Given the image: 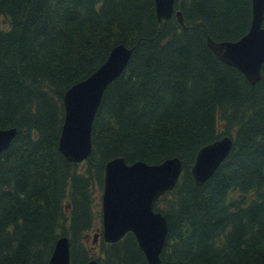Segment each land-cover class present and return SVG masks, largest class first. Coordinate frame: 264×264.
Masks as SVG:
<instances>
[{
  "label": "trees",
  "instance_id": "trees-1",
  "mask_svg": "<svg viewBox=\"0 0 264 264\" xmlns=\"http://www.w3.org/2000/svg\"><path fill=\"white\" fill-rule=\"evenodd\" d=\"M175 9L184 27L158 20L154 0H0V129L16 128L0 152V264H47L64 235L70 264H148L130 232L85 242L119 155L182 162L154 205L168 224L160 264H264V67L252 84L207 44L246 33L251 0ZM119 44L129 62L103 93L89 157L70 162L58 150L63 95ZM226 135L227 157L197 184L198 150Z\"/></svg>",
  "mask_w": 264,
  "mask_h": 264
},
{
  "label": "water",
  "instance_id": "water-1",
  "mask_svg": "<svg viewBox=\"0 0 264 264\" xmlns=\"http://www.w3.org/2000/svg\"><path fill=\"white\" fill-rule=\"evenodd\" d=\"M158 20L173 15L184 27L175 0H154ZM252 14L247 32L235 41H214L207 44L223 62L235 67L254 84L264 67V0H251ZM132 49L123 44L111 49L104 62L89 76L69 87L63 95L64 118L58 138L59 152L71 162H81L91 153L93 121L108 85L115 80L129 62ZM16 134V128L0 129V152L4 151ZM232 138L223 136L202 146L190 173L197 184H203L227 157ZM182 162L171 157L158 164L135 161L128 164L123 156L105 163L101 194L102 239L117 242L130 232L144 253L148 264H160V253L167 235L164 215L154 210L163 193L178 182ZM97 235L94 236L96 241ZM47 264H70V245L67 236L55 242ZM87 264H97L95 259Z\"/></svg>",
  "mask_w": 264,
  "mask_h": 264
},
{
  "label": "rangeland",
  "instance_id": "rangeland-1",
  "mask_svg": "<svg viewBox=\"0 0 264 264\" xmlns=\"http://www.w3.org/2000/svg\"><path fill=\"white\" fill-rule=\"evenodd\" d=\"M100 200H101V193H100ZM100 203V202H99ZM96 206H94V210H95ZM99 214H97V218H96V225L94 227H92L91 231H89L87 234H85V242H88L91 246H94L93 242H92V237L94 235V233L98 232L101 228V205L99 204ZM99 215V216H98ZM87 235V236H86Z\"/></svg>",
  "mask_w": 264,
  "mask_h": 264
}]
</instances>
